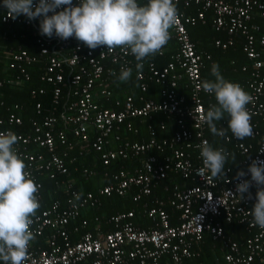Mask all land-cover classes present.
Listing matches in <instances>:
<instances>
[{
    "label": "built area",
    "instance_id": "obj_1",
    "mask_svg": "<svg viewBox=\"0 0 264 264\" xmlns=\"http://www.w3.org/2000/svg\"><path fill=\"white\" fill-rule=\"evenodd\" d=\"M76 2L73 0L74 4ZM139 2L144 4L147 0ZM2 3L0 0V5ZM174 3L176 7L193 4L198 10L191 16L178 12L177 22L169 30L170 38L178 45V52L171 61L163 67L142 61L146 72L136 75L141 92L137 97L127 95L118 98L111 89L109 78L115 77L111 73L115 72L117 76L122 67L132 68L137 63L130 52L120 48L108 51L107 46H100L92 50L74 37L61 40L55 36H41L36 40L37 54H30L19 47L0 56L1 70L4 67V71L14 72L0 78V88L24 86L30 80L28 68L36 64L42 69L40 82L51 87L50 114L43 116L41 103H36L35 113L40 119L32 120L27 132L14 130L22 126V119L18 116L21 106L6 105L0 99V110L4 111L0 114V132L11 130L18 136L15 148L27 165L26 171L39 185V203L42 185L37 176L41 172H45L64 193L63 203L54 201L33 218L30 230L35 240L30 242L26 264H159L160 259L166 256L172 264H183L186 258L194 256L193 248L203 241L205 234L213 239L222 238L220 217L226 222L237 219L239 223H246L248 230L257 229V233L246 240L242 250L236 242L226 240L223 243L226 249L224 261L227 264H254L258 260L264 264V229L253 224L249 209L250 204L255 203L256 187L249 190L252 199H248L247 194L241 199L235 190L239 183L235 178L214 179L210 172L197 173L203 168L198 145L208 142L205 137L207 123L202 117L216 99L200 86L203 81L201 72L210 55L197 52L187 31V26L203 22L205 12L212 10L215 31L224 32L228 37L225 42L216 39L215 47L226 49L231 46L232 37L238 33L244 37L243 52L251 64L245 85L252 97L247 109L253 129L250 138L253 139L259 135V125L264 123V0H174ZM39 19L29 21L23 15L11 19L7 10L0 6L2 23L23 22L25 26H31ZM158 53L162 54V49ZM183 79L190 91L188 100L176 93L177 84ZM149 83L161 85L159 101L144 97ZM65 87L69 88V101L62 113V122L70 132L58 128L59 120L55 116ZM45 94L44 88L31 91L34 98ZM97 98L104 101L113 98L115 108L104 107ZM158 113L178 118V130L171 138L157 140L151 127H148L151 137L143 143L124 140L118 134L132 130V119L152 118ZM159 128L164 129L165 124L159 123ZM90 131L96 133L91 147L100 153L103 166L132 159H139L140 165H134L131 170L120 169L110 175L109 183L95 191L80 193L70 177L66 154L60 156L56 151L62 146L71 147L68 134L77 142H88ZM224 140L228 142L230 137L224 136ZM237 148L245 155L242 162L246 166L245 171L253 160H264V141L258 143L254 153L251 152L252 144L241 142ZM160 155L161 160L158 158ZM170 173L179 174L194 185L187 188L175 185L171 190L165 189L169 193L166 201L156 198L150 204L153 189ZM82 174L87 179L95 172L84 169ZM245 179L250 180V175ZM133 188L136 193L132 200L136 203L144 200L141 209L142 215L150 221L147 228L137 226L133 222L135 212L128 211L107 220L113 225L111 231L100 233L97 230L95 235L80 233L88 224L87 220L81 219L84 213L100 207L103 198L112 195L123 197ZM74 194H80V199L76 200ZM167 205L178 212L175 224L171 223L165 208ZM69 226H73L72 233ZM39 239L42 243H38Z\"/></svg>",
    "mask_w": 264,
    "mask_h": 264
},
{
    "label": "trees",
    "instance_id": "obj_2",
    "mask_svg": "<svg viewBox=\"0 0 264 264\" xmlns=\"http://www.w3.org/2000/svg\"><path fill=\"white\" fill-rule=\"evenodd\" d=\"M178 12L184 15H195L198 7L191 4L184 7L182 4L177 6ZM215 15L212 10L205 12L203 22H197L193 26H187V31L191 41L194 43L197 52L210 55V59L205 61L204 69L201 74L203 80H214L215 77L211 75V67L213 63L219 65L220 74L228 81L239 84L247 93H249L246 81L250 74V61L247 59L243 52V45L245 43L244 37L238 33L232 37L233 44L226 49L215 47L214 41L220 39L222 42L227 40V35L224 32H217L214 30L212 25ZM258 22V21H257ZM238 35V36H237ZM39 31V21H34L31 26H25L24 23H2L0 22V56L6 53L10 49L22 48L27 50L30 54L38 53V45L36 44L37 38H42ZM178 52V45L173 38H170L167 44L162 48V54L157 53L155 56H149L145 61L147 63L153 62L157 67H163L172 57ZM246 70L243 71V68ZM6 68H0V78L3 75H12V71H4ZM132 76L127 82H120L117 77H110L111 89L115 97L121 98L127 95L137 97L141 94L139 88V81L136 78L137 70L136 65L131 68ZM4 71L3 73H1ZM42 69L39 64H36L28 68L30 80L22 87L12 88L11 86H4L0 88V99H2L6 105L18 104L21 106V111L18 112V116L22 119V126L15 127L14 130L17 132H27L30 130L31 121L40 119L35 113V104L41 103L42 115H49L51 112V87L40 82L39 77ZM146 72L143 67L142 71ZM44 88L46 94L43 96L32 97L31 91ZM163 88V87H162ZM161 85L155 83H149L148 91L144 94L146 99L154 101L160 100ZM69 88L65 87L62 93V98L58 107L59 112L55 114L58 118V128L67 130L70 132L68 127L63 125L62 113L65 110V106L69 101L68 97ZM176 93L179 96H183L186 100L189 99L190 91L187 87L185 79L181 80L177 84ZM215 99V96L213 95ZM206 100V98L204 97ZM98 103L102 104L107 108H115L113 105V98L109 101L97 98ZM207 101V100H206ZM212 104H215L214 100ZM208 103V101L206 102ZM0 114H4L1 109ZM177 117L175 115H166L158 113L152 116V118L146 119H132V130L130 132H119L118 134L124 140L131 142L143 143L150 139V131L148 127H151L154 132V137L157 140L163 138H171L173 134L178 130ZM165 124L164 129L159 128V123ZM227 114L225 119L217 122L218 128H227ZM259 135L253 139L247 137L243 140L236 139L230 130L226 131L225 136L230 137V141L226 142L224 137L214 136L208 125H206L205 137L207 138L210 145L214 148H223L230 155L225 165V176L224 177L235 178L238 171H245L246 166L243 165L245 155L241 154L237 148V144L243 142L245 144H252L251 152L256 151L259 142L264 141V123L259 125ZM96 133L90 131L88 134V142H77L72 139L71 135L68 134L69 142L71 147L62 146L56 153L58 155L66 154L65 161L67 168L70 173V177L74 180V188L80 193L92 192L97 188L110 182V175L119 171L120 169L131 170L134 165L139 166V159L132 160H118L112 162L109 166H103L100 162V153L96 152L91 147V142L94 140ZM111 148H114L111 147ZM39 150H37L38 152ZM235 156V160L232 156ZM160 160L162 156L158 157ZM93 170L95 175L88 177L87 179L83 176V170ZM229 169V174L226 175V170ZM217 179V178H216ZM37 180L41 183L42 188L40 189L41 201L40 208L37 213L41 210L48 208L54 201L64 202V193L55 182L45 174L41 172L37 176ZM175 185H179L181 188H187L194 185L191 180H184L179 174L170 173L169 177L164 181L158 183L153 189L152 195L149 197V201L152 204L156 198L167 199L168 192L165 189L171 190ZM132 192L126 196L120 197L113 195L111 197H105L101 201L100 207L97 209L89 210L84 213L81 219L87 220L88 224L80 230V233L90 232L96 234L99 230L101 233L113 230V225L107 222V220L118 213L134 211L135 219L134 223L141 227L147 228L150 225V221L142 215V203L134 202L132 195L136 193V189H132ZM256 193V192H255ZM254 193V195H255ZM148 201V199H147ZM254 203L249 206L250 211L253 208ZM169 213L172 224L177 223L178 212L171 208L169 205L166 207ZM251 218L253 219L252 215ZM219 224L223 228L222 238L213 239L209 234H205L203 241L193 248L194 256L186 258L183 264H227L223 259L224 251L223 243L226 240L236 242L243 249L244 243L248 238L257 233V229L253 228L248 230L246 223H239L237 219H233L231 222H226L223 217L218 219ZM79 225V222L76 226ZM257 226V225H256ZM73 226H69V231L73 232ZM103 231V232H102ZM77 236L74 235L73 239L76 240ZM38 243H42L39 239ZM159 264H172L168 256L160 259ZM254 264H261L258 260Z\"/></svg>",
    "mask_w": 264,
    "mask_h": 264
},
{
    "label": "clouds",
    "instance_id": "obj_3",
    "mask_svg": "<svg viewBox=\"0 0 264 264\" xmlns=\"http://www.w3.org/2000/svg\"><path fill=\"white\" fill-rule=\"evenodd\" d=\"M8 18L25 16L29 21L39 19L40 34L68 40L75 38L89 49L107 46L108 51L120 48L135 57L136 70L143 69L149 56H155L170 39V29L178 19L174 0H3ZM59 10V11H58ZM103 53H101L102 55ZM116 76L115 72L111 73ZM211 75L214 80H203L202 89L213 94L216 103L208 107L204 119L214 136L232 135L243 140L253 135L251 116L247 105L252 97L237 83L226 80L213 63ZM132 69L121 68L117 79L127 82ZM227 128H218L217 122L225 119ZM18 136L11 130L0 132V261L3 264H26L30 242L35 240L31 231L34 217L40 208L37 199L39 185L26 171L27 165L18 155L15 145ZM200 148L203 168L197 173L210 172L212 178L225 176L229 153L214 148L207 141ZM264 153V150H262ZM235 160V156H232ZM251 179H245L246 176ZM236 193L243 199L256 187L255 203L250 214L253 224L264 229V160H253L247 171H238L235 177ZM80 199V194H74ZM71 203V202H70Z\"/></svg>",
    "mask_w": 264,
    "mask_h": 264
},
{
    "label": "crops",
    "instance_id": "obj_4",
    "mask_svg": "<svg viewBox=\"0 0 264 264\" xmlns=\"http://www.w3.org/2000/svg\"><path fill=\"white\" fill-rule=\"evenodd\" d=\"M120 132H121V131H120ZM123 132H124V131H123ZM131 192H132V191H131ZM132 196H133V195H132ZM132 196H131V197H132ZM141 202H144V200H143V201H141Z\"/></svg>",
    "mask_w": 264,
    "mask_h": 264
},
{
    "label": "bare ground",
    "instance_id": "obj_5",
    "mask_svg": "<svg viewBox=\"0 0 264 264\" xmlns=\"http://www.w3.org/2000/svg\"><path fill=\"white\" fill-rule=\"evenodd\" d=\"M215 30V29H214ZM238 36V35H237ZM135 189V188H134ZM113 196V195H112ZM111 197V196H110ZM103 232V231H102ZM101 233V232H100Z\"/></svg>",
    "mask_w": 264,
    "mask_h": 264
}]
</instances>
